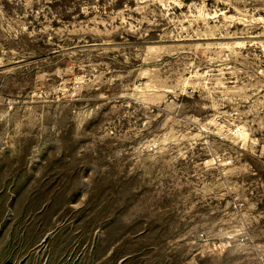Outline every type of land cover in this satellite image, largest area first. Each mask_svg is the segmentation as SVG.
I'll return each mask as SVG.
<instances>
[{"label":"rangeland","instance_id":"rangeland-1","mask_svg":"<svg viewBox=\"0 0 264 264\" xmlns=\"http://www.w3.org/2000/svg\"><path fill=\"white\" fill-rule=\"evenodd\" d=\"M0 264H264V0H0Z\"/></svg>","mask_w":264,"mask_h":264}]
</instances>
